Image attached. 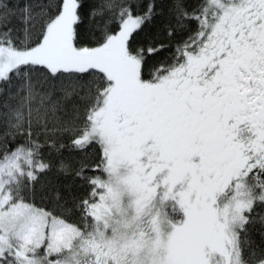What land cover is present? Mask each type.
Segmentation results:
<instances>
[{
    "label": "snow or ice",
    "instance_id": "6c2138e0",
    "mask_svg": "<svg viewBox=\"0 0 264 264\" xmlns=\"http://www.w3.org/2000/svg\"><path fill=\"white\" fill-rule=\"evenodd\" d=\"M0 264H264V0H0Z\"/></svg>",
    "mask_w": 264,
    "mask_h": 264
},
{
    "label": "trees",
    "instance_id": "16d2710c",
    "mask_svg": "<svg viewBox=\"0 0 264 264\" xmlns=\"http://www.w3.org/2000/svg\"><path fill=\"white\" fill-rule=\"evenodd\" d=\"M85 11H86V9H85ZM86 28H87V19L85 18V25H84V28L82 29V31H85ZM163 55H168V53L165 52V53L162 54V56H163ZM159 58H160V57H158V59H159ZM82 116H83V114H82ZM41 139H43V138H41ZM63 142H64L65 144H68V143H69L68 138L65 137V139H64ZM46 151H47V150H46ZM63 152H64V154H65L66 157H69V156H70V158H71V160H72L73 162H75V161H77V160H86V162H87L88 164H90V165H91V164H95V163L98 162V155H97V150H96V149H92V150H91L90 152H88L86 155L71 154L69 148H65V149L63 150ZM48 179H54V177H49Z\"/></svg>",
    "mask_w": 264,
    "mask_h": 264
}]
</instances>
